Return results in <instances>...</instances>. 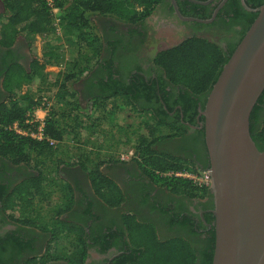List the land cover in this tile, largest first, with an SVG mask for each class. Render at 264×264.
Returning <instances> with one entry per match:
<instances>
[{"label": "trees", "instance_id": "16d2710c", "mask_svg": "<svg viewBox=\"0 0 264 264\" xmlns=\"http://www.w3.org/2000/svg\"><path fill=\"white\" fill-rule=\"evenodd\" d=\"M52 2L60 11L61 37L53 36V16L46 0H1L3 12L0 13V47L7 50L5 61L8 64L3 88L8 93V98L0 102V228L12 224L20 227L21 230L0 235V264L85 263L89 248L88 234L83 227L61 219V216L68 213L73 206L72 191L69 186L62 187L58 183V177H47L43 171L47 163L55 162V165L67 163L57 157V153H69L60 146L67 136L78 142L77 137L80 136L81 131L85 129L94 131L95 126L92 124L87 125L83 130L79 129L80 114L83 110L79 100H75L79 93L73 88L75 83L81 80L87 83L93 78V74H97V83L95 85L91 83L88 87L86 85L89 91L86 97L91 100L86 113L97 112V108L104 102L115 97L126 99V104L137 112L148 110L149 105L139 106L136 102L137 97L149 92H155L161 103L160 106H166L170 112L172 105H169L166 98L168 93L165 87L171 86L173 91L175 89L173 97L177 96L174 105L180 106L183 115L190 121L197 115L198 109H204L207 95L223 65L257 16L256 12L247 13L243 10L238 1L234 4L235 9L230 21L234 24L241 22L244 24L239 40L228 52H224L215 43L206 39L192 37L176 47L157 54L154 62L163 75V78L159 79L158 91L155 82L150 79L145 81L138 75L131 77L129 85L125 80L120 81L115 77L113 68L105 65V61L100 59L101 39L94 35L95 26L89 20L90 14H97L111 16L123 22L138 23L150 14L157 4L156 0H52ZM263 4L264 0H246V5L253 9ZM137 9H143V12H138ZM20 35H25L29 39L30 46H33L36 36L43 40L40 55L33 50L29 69L13 62L11 56V47ZM64 45L70 48V56H67L66 62L68 71H59L51 75L46 72V68L57 66L62 61L64 55L61 49ZM106 71L107 79H99V76ZM50 76L52 80L49 81ZM31 85L37 86L35 94L30 90L22 93L24 86L28 88ZM43 88L56 89L53 96L54 103L68 106L67 109H60V113L51 108L44 121V137L57 142L56 147L50 146L46 139L37 141L29 136L17 135L10 130L14 123H17L22 130L32 128L25 123L27 113L39 107ZM187 113L190 118L187 117ZM151 114L152 116L147 119L142 118L140 122L142 125L133 146L134 159L142 171L151 176L156 184L174 194L193 198H204L209 195V189L197 188L188 180L162 176L167 172L199 169L193 165L188 168L179 159L154 149V145L158 143L175 136H182L186 129L181 122L169 123L166 110H161L159 114ZM108 115H112L108 119L112 123L116 113L113 111ZM86 116L90 118V115ZM68 117L71 122L63 123V119L66 120ZM200 121L203 122L202 116ZM164 128L169 131L163 133ZM119 130L124 129L119 128ZM125 130L127 132L128 129ZM249 132L257 149L264 150V90L250 114ZM196 134L206 149L204 129L197 131ZM90 154L85 152L73 154L77 161L76 165L81 166L82 170L89 174L94 193L105 205L110 208L119 206L123 201L121 191L101 174L100 165H96L94 169L87 167L91 161ZM109 160L119 161L111 158ZM8 164L28 171L26 177L14 186L3 183V176L8 173ZM56 187L60 188L62 197L51 205L52 192ZM48 202L52 207L50 219H47L42 207ZM121 221L122 225L117 227L116 231L107 229L106 233H101L95 240L101 252L113 246L118 250V256L109 264H212L215 244L214 226L205 248L197 253L191 244L181 237L159 239L153 224L138 222L133 215L124 214ZM210 222L214 223L212 215ZM26 229L50 235L44 255L21 260L22 253L31 249L32 239L29 238ZM123 238L125 242L121 247L116 242Z\"/></svg>", "mask_w": 264, "mask_h": 264}, {"label": "flooded vegetation", "instance_id": "af4514ba", "mask_svg": "<svg viewBox=\"0 0 264 264\" xmlns=\"http://www.w3.org/2000/svg\"><path fill=\"white\" fill-rule=\"evenodd\" d=\"M156 1L157 4L154 5L150 14L138 23L123 22L111 16L97 14H90L89 18L95 26L97 36L101 39L100 59L105 61V65L113 68L115 77L120 81L125 80L129 85L131 77L138 75L145 81L150 79L155 82L158 91L159 79L163 78V75L154 62L157 54L176 47L192 37L206 39L215 43L224 52H228L239 40L244 24L243 22L234 24L230 21L235 9L234 4L238 1L243 10L253 13L251 11L253 8L246 5V0L243 2L249 10L242 5V0ZM175 8L184 20L180 19ZM137 11L143 12V9H137ZM1 12H3V4L0 0ZM192 19L211 21L204 24L191 21ZM28 40L25 35H20L11 47L13 62L25 69H29L33 55V47L29 45ZM6 51L0 47V102L8 98V93L3 88L5 69L8 64L5 61ZM106 73L108 72L99 76V79L106 80ZM92 77L87 83L83 80L77 83V91L82 99L84 96L87 99L86 94L89 93L87 87L91 83L94 85L97 83V74H93ZM165 91L168 93L166 98L169 105H172L170 112L166 106H160L161 103L155 92L137 97L136 103L145 107L149 105L151 110L145 108L148 110L141 111L143 115H148V118L152 116L151 113L159 114L161 110H166L169 123L181 122L186 132L182 136H175L154 145V149L179 159L188 168L193 165L199 170L207 169L209 167L207 150L196 134L202 129L201 110L198 109L197 115L190 120L191 122L188 121L180 106L174 105L177 98L176 95L173 97L175 89L173 91V87L166 86ZM131 110L134 109L131 108ZM186 115L190 118L189 113ZM139 117H141L140 113ZM61 166L63 182L70 187L74 195L73 206L68 213L61 216V219L83 227L88 234L89 248L84 264H109L118 256L119 252L114 246L101 252L95 240L101 233H106L107 229L116 231V228L122 225L121 220L124 214L133 215L138 222L153 224L159 239L181 237L189 242L197 253L205 248L214 226V223L210 222L211 215L214 216L213 199L210 194L204 198H193L172 193L156 184L151 176L142 171L134 159L133 152L130 155L128 153L126 157H120L119 161H110L106 164L104 172H101L119 188L123 198L119 206L110 208L96 196L90 176L82 170L81 166L76 164ZM7 168L8 173L3 176V183L12 186L26 177L28 172L24 168H16L10 164ZM19 230H21L20 227L16 225L6 224L0 228V235ZM26 230L29 238L32 239L31 249L22 253L21 260L44 255L50 235L42 234L37 230ZM124 242L123 238V240H117L116 244L123 247Z\"/></svg>", "mask_w": 264, "mask_h": 264}, {"label": "water", "instance_id": "95a60500", "mask_svg": "<svg viewBox=\"0 0 264 264\" xmlns=\"http://www.w3.org/2000/svg\"><path fill=\"white\" fill-rule=\"evenodd\" d=\"M251 11L255 20L200 111L214 206L212 264H264V150L249 132L250 114L264 90V4Z\"/></svg>", "mask_w": 264, "mask_h": 264}, {"label": "rangeland", "instance_id": "374dc122", "mask_svg": "<svg viewBox=\"0 0 264 264\" xmlns=\"http://www.w3.org/2000/svg\"><path fill=\"white\" fill-rule=\"evenodd\" d=\"M89 17L91 16L89 15ZM93 33L94 35H97L96 30H93ZM53 36L58 37L55 35V33ZM42 44L43 40L38 38L33 43V50H35L38 55H40V49ZM69 49L64 45L61 49L64 58L62 59V61L59 62L57 66H48L46 68V72L51 73L52 75L58 73L59 71H68L66 62L68 60L67 56H70ZM48 79L50 81V79L52 80V77L50 76ZM36 87L37 86L35 85H31L28 88L24 86L22 89V93L30 90L35 94ZM73 88L76 91L78 90L77 83L73 85ZM43 89L44 92H42V96L46 99L50 98L49 102L52 105L51 108H54L59 113L61 111L60 109H67L68 106H62L61 104L54 103L53 96L54 92L56 93V89ZM75 100H79L80 107L82 108L83 113H86V108L90 105L89 99H82L81 95L77 93ZM64 103H67V101H64ZM113 111L116 113V115L113 118V122L110 123L108 119H110L109 116L112 115L108 114L112 113ZM83 113L80 114L81 126L79 127V129L83 130L86 128L87 125L92 124L95 126L94 131L91 132L88 129L81 131L80 136L77 137L78 142H76L77 140H73L71 136H67L66 139L60 144V146L61 149H65L66 151L68 150L69 153H57V157L65 160V162H67L68 164H71L77 162L73 154H76L78 152L91 153V161L89 162L87 167H89L90 169H94L96 165H100L99 169L101 172H104L106 164L110 163V158L119 159L121 155L127 156L128 153L133 151V146L136 143V139L139 134V129L142 125L140 124V122L142 121V118H148V116L146 114L143 115L142 112L131 110V107L126 104V100L122 98H114L108 100L107 102H104L102 106L97 108V112H87L86 115H90V118H88L86 115H83ZM139 113L141 114V117H139ZM38 117L42 118L44 117V115L42 113H39ZM65 121H68L69 123L71 122L69 117L66 118V120L63 119V123H66ZM119 128H123L124 130H119ZM126 128L128 129V133L125 132ZM167 132L168 131L164 128L163 133ZM69 157L70 159L68 160ZM100 162L102 163L99 164ZM61 167V165H55V162H51L47 163L44 166L43 171L47 177H58V183H60L62 187L67 188L68 185L63 182L64 175L63 172H61L63 171V168ZM198 171L202 170H190V172L194 173V175H197ZM55 174H57V176H55ZM52 193V198L50 200L51 205H53V202L59 201L62 197V193H60V188H54ZM65 193L69 194L66 191ZM71 195L72 198H74L73 192L71 193ZM50 203L48 202L42 205L44 212L46 213L47 219H50V217H52V207L50 206Z\"/></svg>", "mask_w": 264, "mask_h": 264}, {"label": "built area", "instance_id": "2783aa9c", "mask_svg": "<svg viewBox=\"0 0 264 264\" xmlns=\"http://www.w3.org/2000/svg\"><path fill=\"white\" fill-rule=\"evenodd\" d=\"M46 2L48 3L49 7H50V11L51 14L53 16V27H54V33L56 36L61 37L62 36V30L60 28V11L59 9H57L56 7L53 6V2L52 0H46ZM41 39V37L36 36V39ZM50 98H45L41 95V98L39 100V107H37L36 109H34L33 111L27 113V120L25 121V123L27 125L32 126V128H30L29 130H22L17 123H14L10 130H12L15 134L20 135V136H29L30 138L37 140V141H42L44 139H46L44 137L43 134V130H44V121L45 118L49 115L50 111H51V103L49 102ZM42 113L44 115V117L40 118L38 117V114ZM49 143L50 146L56 147L57 146V142L46 139ZM133 154V151H131L129 153ZM126 157V156H122L121 158ZM120 159V157H119ZM117 158V160H119ZM77 163V162H76ZM199 174V175H198ZM199 177H198V176ZM197 175H194V173L192 172H188V171H180V172H167L164 173V177H174V178H180V179H185L188 180L192 183L193 186L197 187V188H207L209 189L210 186V177L208 174L207 170H202V171H198Z\"/></svg>", "mask_w": 264, "mask_h": 264}, {"label": "crops", "instance_id": "0c3cea01", "mask_svg": "<svg viewBox=\"0 0 264 264\" xmlns=\"http://www.w3.org/2000/svg\"><path fill=\"white\" fill-rule=\"evenodd\" d=\"M73 164V165H72ZM76 163H71V164H68V163H66V164H62V165H71V166H74Z\"/></svg>", "mask_w": 264, "mask_h": 264}, {"label": "bare ground", "instance_id": "6f19581e", "mask_svg": "<svg viewBox=\"0 0 264 264\" xmlns=\"http://www.w3.org/2000/svg\"><path fill=\"white\" fill-rule=\"evenodd\" d=\"M163 175H164V174H163ZM163 175H162V176H163Z\"/></svg>", "mask_w": 264, "mask_h": 264}]
</instances>
